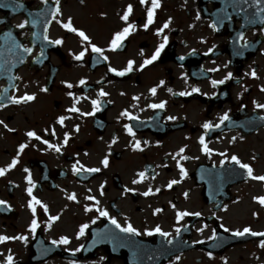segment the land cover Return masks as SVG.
Wrapping results in <instances>:
<instances>
[{
    "label": "flooded vegetation",
    "instance_id": "flooded-vegetation-1",
    "mask_svg": "<svg viewBox=\"0 0 264 264\" xmlns=\"http://www.w3.org/2000/svg\"><path fill=\"white\" fill-rule=\"evenodd\" d=\"M21 2L36 11L33 19L40 23L32 27L29 21L26 28L19 29L16 25L27 19L23 9L13 12L0 8V52L4 53V60L15 61L14 67L5 64L0 69V94L4 96L0 104L6 105L0 107V121L4 122L0 124V168L11 164L21 144L29 146L20 154L17 166L0 177V200L11 206L10 211L0 208V236L24 235L28 242L0 243V264H7L8 255L14 257L15 264H264V248L259 247L264 237L231 235V231L245 227L264 232V206L257 200L264 197V182L248 178L237 165L225 163L221 167L222 160L237 156L253 168L254 175H264V120L260 119L264 109L255 107L256 103L264 104V25L245 27V13L237 15L228 6L231 0H161L154 23L146 30L143 25L151 0L147 6L140 0H60L62 15L58 19L66 22L71 18L73 26L106 49L104 55L109 58L104 61L89 49L84 59L77 61L74 56L84 49L85 43L52 21L47 35L50 40L62 39L63 44H48L43 39V18L36 17L44 6L40 0ZM129 5L133 7L129 23L136 30L120 49L107 51L114 34L127 26L121 15ZM48 7L54 8L55 0H49ZM244 8L249 19L258 20L252 15L257 12L255 4ZM225 9L232 14L231 21L223 20ZM47 18L51 19L50 13ZM169 20V27L157 35V30ZM219 20H223L218 24L219 31L209 27ZM6 32L32 48V53L16 50L10 56L11 40ZM240 32L250 43L247 49H240L239 42L233 43ZM165 36L168 43L159 59L141 71L143 61L152 56ZM209 49L214 51L205 55ZM238 50L243 54L236 55ZM130 60L135 62L131 73L121 77L109 71V67L123 70ZM214 68L219 71H209ZM253 70L258 78L251 76ZM229 72L233 74L231 80L212 86L211 80L224 79ZM80 80L86 84L80 85ZM67 83L74 87L67 88ZM154 87L155 96L150 91ZM45 88L48 90L42 91ZM193 88L200 92L191 96L176 94L191 92ZM101 89L108 95L100 97ZM25 94L36 99L21 104L8 100L9 96L19 98ZM137 96L138 101L133 99ZM95 99L101 101V111L95 115L67 111L75 105L83 113L91 112V101ZM164 101L167 103L162 110L149 107ZM125 110L138 120L121 116ZM225 113L230 120L206 133L202 125L219 124ZM61 116L68 117L63 125L58 123ZM170 116L175 119L169 120ZM126 124L133 126L135 138L127 134ZM29 131H35L42 139L27 137ZM65 134L71 137L67 145H63ZM202 136L212 149L211 156L202 151ZM42 140L62 146L61 151L50 149ZM135 140L141 142L142 151L134 150ZM181 148L185 149L182 155L187 160L176 156ZM105 158L109 160L107 168L102 164ZM77 161L101 171L77 175L72 171ZM177 161L187 170V177L181 176ZM24 169L30 170L35 183L33 195L48 206L45 213L36 205L35 218L40 227L34 236L28 230L33 216L28 207L31 197L27 195L28 173ZM141 171L146 173L145 179L134 184ZM173 179L180 183L169 189L167 185ZM149 189L154 194L142 195ZM73 193L77 201L67 199ZM88 196L99 200L98 206L107 210L109 216L95 212L97 205L86 199ZM85 206L93 211L86 212ZM156 209L162 211L157 214ZM178 211L201 215L187 216L177 223ZM49 215L60 216L51 222V228L47 226ZM111 219L122 227L131 223L142 234L120 233ZM83 224L90 227L83 237L77 238ZM221 224L231 231L224 232ZM156 227L172 235L143 234ZM177 227L181 229L179 235L175 232ZM213 229L216 240L210 239ZM105 230L117 239L105 236ZM63 236L71 243L59 247L51 244ZM93 240L97 241L95 245ZM81 245L83 250L72 255ZM175 249L179 252L168 259L169 251Z\"/></svg>",
    "mask_w": 264,
    "mask_h": 264
},
{
    "label": "snow or ice",
    "instance_id": "snow-or-ice-1",
    "mask_svg": "<svg viewBox=\"0 0 264 264\" xmlns=\"http://www.w3.org/2000/svg\"><path fill=\"white\" fill-rule=\"evenodd\" d=\"M262 2H264V0H231L230 4L228 6L232 7L237 15H240L241 13H245V25H244L245 27L248 24H254V23H259V24L264 25V15H261V13H264V7H261ZM40 3L44 6V9L42 11L36 13V17L43 18V22H44L43 39L45 41H47L48 44H52V45H62L63 44L62 39L50 40L48 35H47L48 25L52 21H55V22L59 23L60 26L62 28H64L65 30H67L68 32L74 33L76 36H78L80 38V40L82 42L85 43L84 49L82 51H80L78 55L74 56L75 60H77V61L83 60L85 55L89 52V49L92 53L98 54L99 57H101L104 61H107L109 59L108 56L104 55V52L106 51V49L100 48L96 44L92 43L90 37L88 35H86L83 30H79L73 26L71 18H69L66 22L58 19V17H60L62 15L61 8H60V0H55V7L54 8L48 7L49 6V0H40ZM140 3L142 5L147 6L149 3V0H140ZM253 4L256 5L257 12L252 14V15L258 17V20L257 19H249L248 14H247V9L244 8V5L251 7ZM160 7H161V0H151V5L147 9L146 23L143 25L145 30L150 25H152L154 23L155 12ZM0 8H10L11 11L16 12L17 10L24 9L25 4L23 2H21V0H7V2H0ZM224 11H225V15L223 17V20L231 21L233 18L232 14L228 13L227 9H225ZM49 13H50V17H51L50 20L47 18ZM132 13H133V7H132V5H129L127 7V10L121 15V20L124 21V23L127 26L124 27L121 31H118L114 34V36L110 42V47L107 49V51H113L114 52V51H117L118 49H120L123 46L124 41L136 30V26L132 23H129V17ZM29 15H31V13ZM200 18L201 17L198 13L196 16V19L199 20ZM223 20L213 21L209 25V27L213 28L215 31H219L218 24L222 23ZM0 23H3V21H0ZM38 23H40L39 19H32L31 20L32 27H36L38 25ZM170 23H171V20L167 21L163 25L162 28L157 30L156 34L161 35L163 33L164 29H167L169 27ZM28 25H29V20L25 19L22 23H19L18 25H16V27L19 29H24ZM5 36L11 40V47L8 49V53L10 56L15 55L16 50H19L21 53L29 54V55L32 53L33 49L30 47H26V46L20 44L19 42H17L15 37L12 36L11 32H6ZM237 42H239V48L240 49H247L250 47V43L245 40L243 32H240L238 34L237 40L234 41L233 43H237ZM167 43H168V38H167V36H165L163 38V42L158 45L156 51L152 54V56L143 61V64L141 65V68H140L141 71L143 70L144 67L153 64V62H155L156 60L159 59L161 52L165 49ZM193 51H195V50H193ZM213 51H214V49H209V52L205 53V55H208L209 53H212ZM242 54H243L242 51L238 50L236 52V55H242ZM44 55H45L44 51L41 50L40 56L43 57ZM141 55H143V52H141ZM3 57H4V53L0 52V69L4 68L5 64H10L13 67L15 66V61L4 60ZM179 59L184 60L185 57H179ZM20 62L23 63V57L22 56L20 57ZM37 62H39V61H37ZM134 64H135V62L130 60V61H128L127 66L123 70L118 71L115 68L109 67V71L114 73L116 76L123 77V76L127 75L128 73H131L134 70ZM209 71H219V69L214 68V69H209ZM251 76L253 78H258L255 70L252 71ZM186 78L187 77L185 76V79ZM232 78H233V74L231 72H229L225 76L224 79H221V80L213 79V80H211V84L215 88L219 85L225 84L228 80H231ZM10 79L16 80V79H20V78L19 77H10ZM79 83H80V85H84V84H86V81L80 80ZM163 84H164V82L161 81V86H163ZM66 87L71 89L74 87V85L71 83H67ZM47 90H48L47 88L42 89V91H45V92ZM4 91L7 92L8 89H5ZM150 91H151V94L153 96H155L157 94V88H155V87L152 88ZM168 91L171 92L172 89H168ZM261 91H264V88H262ZM199 92H200L199 88H193L191 92H179L176 94L179 96H191L193 93H199ZM68 95L72 96L76 103H79V99L76 98L71 92H69ZM98 95L100 97H104V96H107L108 93H106L105 91H103L101 89ZM3 99H4L3 94H0V101H2ZM35 99H36V97L34 95H28V94H25L19 98L15 97V96H9L8 97V100L12 104L28 103L29 101H34ZM133 99L138 101L140 99V97L137 96V97H134ZM91 103L93 106V110L91 112L83 113L75 105L73 107L69 108L67 111L80 113V115H82V116L83 115L92 116V115H95L97 112L101 111V106H100L101 101L99 99L92 100ZM166 103H167L166 101L161 102V103H153V104H150L149 107L152 109H161L162 110L165 108ZM4 106H6V105L0 104V107H4ZM255 107L257 109H264V104L256 103ZM121 116L127 117L129 120H138V117L132 115L127 110L122 112ZM66 119H68V117L61 116L59 118L58 123L63 125L64 121ZM168 119L173 120V119H175V117L170 116V117H168ZM219 119H220L219 124L214 125L212 122H206L202 125V127L206 130V133H207V131H210L213 128H219L225 121H229L230 116L228 113H225ZM260 119L264 120V117H260ZM3 123H4L3 121H0V124H3ZM4 127L7 128V125H4ZM124 127L126 128L127 134L129 136L135 138L136 133L133 130V126L130 124H126ZM8 130L13 131V129H8ZM76 130L79 131V128H77ZM26 135H27V137L35 139V140H41L42 139L39 135H37V133L35 131H29L26 133ZM52 135H55L54 130L52 132ZM70 138H71L70 136L65 134V139L63 141V145H67L68 140ZM234 140H235V137H233V141ZM42 143L47 145L50 149H55L56 152L61 151L62 146L50 144L48 140H42ZM113 143H115V140H113ZM199 143L202 146V151L206 155L211 156L212 155V149H210L208 147L207 143L205 142L204 136H202L200 138ZM28 146L29 145L27 143L21 144L19 146L18 155L12 160L11 164L5 168H0V177H4L7 172L11 171L12 169H14L17 166V164L19 163L20 154H23V152L25 151V149ZM133 147H134V150H141V151L143 150L141 148V142L139 140H135ZM184 151H185V149L181 148L180 151L176 153V156L181 157V159L187 160L188 157L182 155ZM219 155L225 156L226 154L225 153H219ZM176 156H174L173 159H175ZM253 159H255V157H253ZM225 163H231V164L237 165V166H239L240 169L245 170V173H246L248 178L264 182V175H261V176L254 175L253 174L254 173L253 168L247 163H242L241 160L237 156H231L229 159L222 160L221 161V167H223V165ZM102 164L105 168H107L109 165V160L107 158H105L102 161ZM177 166L179 167V171H180L181 176L187 177V175H188L187 170L183 167V165H181L179 163V161H177ZM24 171L26 173H28V175L26 177L27 184L29 185V187L27 188V195L29 197H31V199L28 203V207L30 208V210L32 212V216H33V219L31 220L30 227L28 230L34 236L37 229L40 227L38 220L35 218L36 212H37L36 205H39L45 213L48 212V206L46 204H43L39 199H37L36 196L33 195V189L35 188V183L32 179L31 172L29 169H24ZM72 171H73V173L79 175L81 172H83V173H98L101 171V169L100 168H86L83 165H81L79 163V161H77V163L73 165ZM138 177H139V179L133 180L134 184L141 183L145 179L146 173L141 171L138 173ZM154 178L155 177H153V179ZM178 183H180L179 180L173 179L168 183L167 187L169 189H171L173 187V185H176ZM128 191H132V189H128ZM159 191H160L159 189L156 190V192H159ZM152 194H154V193L152 192L151 189L142 193V195H144V196H148V195H152ZM101 195H103V188L101 189ZM184 195L187 198L188 193H185ZM67 199L71 200V201H77V196L75 193H73V194L68 195ZM86 199H88L90 201H95V204L97 205V207H95V212L99 213L100 216H102V217H108L109 216V213L107 210L101 209L98 206L100 202H99V200H96L95 197L88 196V197H86ZM257 200H258V203H260L262 206H264V197H258ZM172 207L175 208V205L173 204ZM0 208H5L9 211L11 210V206L8 205L7 202L3 201V200H0ZM85 211L86 212H92L93 208L85 206ZM161 211H162V209H156L157 214ZM200 215H201L200 212L178 211L176 213V220H177V223H179L181 220H183L187 216L199 217ZM59 219H60V216H58V215H56V216L49 215L48 216L49 223L47 224V226L49 228H51V222L58 221ZM92 223H96V221L93 220ZM111 224L115 225L116 229H118L120 233H124L128 236H140L142 234L135 227H133L131 223H128L127 226L122 227L117 222L116 219H111ZM89 227H90L89 224L81 225L77 238L83 237L85 235L86 230ZM206 227H207V225H204V228H206ZM220 227L223 228L224 232H230L231 231L229 228L224 227L223 224H221ZM204 228L199 229V231L202 233L204 231ZM175 232L177 233V235H179V233L181 232V229L179 227H177L175 229ZM156 233H158L159 235H161L163 237H169L172 235L171 233L162 231L160 227H156L154 231H147L146 233H143V234L148 235V236H152ZM97 235H100V234L98 233ZM231 235L233 237H244L246 235H250L253 237H257V236L264 237V232H256V231H253L250 227H245L243 230L231 231ZM105 236H111V238L114 240L117 239L115 234L111 233L110 230H105ZM210 239H213V240L218 239L215 229L212 230V236L210 237ZM10 240H20V241L24 242L25 244H27L28 236H24V235L15 236V237L0 236V243H6ZM203 242L204 241H196V243H198V244L203 243ZM70 243H71V241L67 236H63L59 240H52L51 241V244L55 245L57 247H59L61 245H68ZM92 243H93V245H95L97 243V241L93 240ZM168 243L171 244L172 240H169ZM259 247L264 248V240L260 241ZM83 248H84V246L81 245V247L77 248L75 250V252L72 253V255H75L76 252L82 251ZM208 255L210 258L212 257L211 253H208ZM177 259H179V257H177ZM7 264H15L14 257L12 255L7 256ZM225 264H226V262H225Z\"/></svg>",
    "mask_w": 264,
    "mask_h": 264
}]
</instances>
